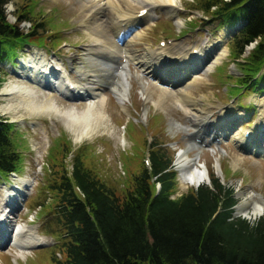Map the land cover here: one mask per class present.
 I'll list each match as a JSON object with an SVG mask.
<instances>
[{
  "label": "rangeland",
  "instance_id": "374dc122",
  "mask_svg": "<svg viewBox=\"0 0 264 264\" xmlns=\"http://www.w3.org/2000/svg\"><path fill=\"white\" fill-rule=\"evenodd\" d=\"M7 1L9 18L12 21L15 20L14 12L26 10L31 19L42 22L46 38L41 41L35 39L30 44H24L16 59L1 64L0 89L3 85L18 83L32 88L34 93L43 99L52 95V100L65 109L84 110L89 105L88 98L75 94L64 95L58 89L52 90L46 85L37 86L25 76L27 70L23 68L32 53H44L48 58L63 59L75 83H79L78 80L81 78L83 83L88 82L86 77H81L76 71V67L82 65L90 69L89 66L92 63L89 58H86L92 43L83 24L90 18L86 12H83L81 1ZM180 7L184 25L178 26L167 10L158 8L149 25H147L149 20L140 22L133 32L127 34L126 38L133 39L135 31H143V37L136 39L137 41L131 45L139 53L144 52L146 48L163 47L168 44L174 51L187 50L196 54L199 49L194 48L195 46L203 47L206 43L217 42L218 38L223 40V46L229 49V54L210 72L198 70L200 72L198 75L205 78V83L196 85L192 89V94L195 98L203 100L202 105L208 110L207 121L217 123L222 116L227 121L228 118L234 120L237 115H242L233 123L227 121L231 123L233 130L228 131L223 137L215 138L210 134L208 126L204 128L205 130L202 129L200 146L190 149L189 153L191 157H196L201 151V162L207 164L209 175L218 172L217 176L224 183L235 187L239 204L250 208L251 203L256 199L264 200V156L259 150H254L253 145L242 146L243 143L236 140L234 134L239 131L241 134L246 132L245 137L248 138L250 133L255 131L260 117V107L257 101H264V84H260L256 90L245 89L239 94L232 88L243 74V67L238 63L246 60L254 44L247 47L241 58L235 60L231 38L236 32V27L220 26L210 13L202 9L201 0H183ZM24 25L31 27V22L24 23ZM225 31L228 34L227 39L221 37ZM111 33L114 35V32L111 31ZM117 39L120 40V38ZM198 67L201 66L196 65L195 69ZM140 69L139 65L131 64L133 74H137ZM180 71L183 69L178 68L168 71L169 73L164 71L161 76L166 78V82H161L157 76L147 73L143 74V78L133 77L130 100L126 102L127 110L119 103L115 94L110 90V86H101L96 83L98 87L104 88L105 93L109 94L106 105L109 114V129L77 142L63 121L56 126L53 119L46 115L37 118L25 116L24 120H18L19 118L15 119L12 115L0 111V119L11 122L12 139L22 154L20 170L11 176L0 174V196L9 193L16 195V208L11 210V207H8L6 211L7 216H10L8 220L17 224L33 225L37 227L40 235L49 239L46 244H37L29 250H22L0 238L1 264H56L54 257L64 259L61 247L62 238L58 234L60 231L57 226V216L53 210L56 201L49 187L54 177L59 176V171L55 175L51 172L57 171L58 168L56 161H53L49 155V146L52 138L61 132H66L74 144V152L65 161L67 169L71 171L75 151L82 145L86 165L92 168L109 187L114 188L120 196L124 195L134 174L141 169L142 163L149 164L148 152L154 144L162 147L163 151L173 158L174 168H177L180 151L189 148V142L197 129L192 126L188 116L172 103L171 98H169L170 104L168 103L165 108L154 104L153 99L159 94V90L153 99L146 101L142 95L141 81L151 84L152 90L157 89L154 83L164 88L177 90L188 83L177 81ZM261 73H264V69ZM173 120L181 121L185 128H172L171 121ZM90 144L94 146L91 147ZM212 149L217 150L218 154H214ZM59 153L60 150L58 155ZM37 155H42V157L38 159ZM178 174L180 175V171ZM179 175L178 189L174 197H180L196 188L195 186L188 189L182 188ZM20 177L28 178L29 186L23 185ZM13 186L19 187V190L12 189ZM246 198H248V204ZM21 251L26 252L25 256L16 257V254Z\"/></svg>",
  "mask_w": 264,
  "mask_h": 264
},
{
  "label": "trees",
  "instance_id": "16d2710c",
  "mask_svg": "<svg viewBox=\"0 0 264 264\" xmlns=\"http://www.w3.org/2000/svg\"><path fill=\"white\" fill-rule=\"evenodd\" d=\"M201 1L220 26L236 27L231 38L235 60L254 44L246 60L238 63L243 74L232 90H256L264 84V0ZM7 3L0 0V72L1 64L15 59L21 46L46 38L42 22L31 19L28 11L14 12L12 21ZM27 22L31 27L24 25ZM12 134L11 122L0 119L4 176L22 167ZM73 148L64 138L49 150L58 168L51 172L59 171L49 187L64 253V259L54 257V263L264 264V216L251 220L235 215V187L216 174L210 173L212 187L201 184L173 197L178 171L173 158L154 144L149 165L142 163L120 196L86 165L82 145L75 151L72 170L67 169L65 161Z\"/></svg>",
  "mask_w": 264,
  "mask_h": 264
},
{
  "label": "bare ground",
  "instance_id": "6f19581e",
  "mask_svg": "<svg viewBox=\"0 0 264 264\" xmlns=\"http://www.w3.org/2000/svg\"><path fill=\"white\" fill-rule=\"evenodd\" d=\"M79 1H81L83 12H86L90 18L83 24L92 43L86 58H89L92 63L89 66L90 69H86V66L82 65L76 67V71L80 73L81 77H86L88 82L83 83L81 78L78 80L79 83H75L63 59L48 58L44 53H32L23 68L27 70L25 76L37 86L46 85L52 90L58 89L64 95L75 94L88 98L89 105L81 111H78L77 108L65 109L52 100V95L43 99L35 94L32 88L11 83L3 85L0 89V111L12 115L15 119L19 118L18 120H24L25 116L37 118L46 115L53 119L56 126L63 121L77 142L84 138L94 137L99 132L109 129V114L106 106L109 94L105 93L104 88L98 87L96 83L101 86H110V90L115 94L119 103L127 110L126 102L130 100L133 77L143 78V74L147 73L157 76L161 82H166V78L161 76L164 71L182 68L183 71H180L177 81L188 82L185 86L171 90L154 83L157 89L152 90L151 84L141 81L142 95L147 101L153 99L159 90V94L153 99L157 107H167L169 98H171L172 103L188 116L197 132L192 136L189 148L181 150L179 153L177 159V168L180 171L179 181L184 189L205 182L209 171L207 164L201 162V151L197 153L196 157H191L189 150L200 146L202 129H206L208 126L210 134L215 138L223 137L227 135L228 131L233 130L231 123L242 115H237L234 120L228 118L227 121L229 120L231 123H228L224 116L220 117L217 123L207 121L208 110L202 105L203 100L195 98L192 94V89L196 85L205 83V78L198 75L200 73L198 70L210 72L229 54V49L223 46V40L218 38L217 42L206 43L203 47L195 46L194 48L199 49L196 54L187 50L174 51L168 44L163 47L146 48L144 52L139 53L131 45L137 41L136 39L143 37V31H135L133 39H127V34L133 32L142 21L149 20L147 24L149 25L158 8L167 10L174 17L178 26L184 25V19L180 14V4L183 3V0ZM142 11H146V13L141 15ZM111 31L114 32V35ZM221 37L227 39V32L225 31ZM133 63L141 68L137 74H133L131 71ZM196 65L201 67L195 69ZM159 70L160 72H158ZM257 103L260 107V117L255 131H252L248 138L245 137L246 132L241 134L239 131L234 134V138L243 143L242 146L253 145L254 150H259L264 156V101L258 100ZM227 124L230 126L229 128ZM171 127L185 128L183 123L178 120L171 121ZM186 129L188 130V128ZM64 138L72 140L66 132H61L52 138L49 150ZM71 143L74 145L73 140ZM90 145L94 146V144ZM35 149L39 148L35 147ZM212 151L214 154H218L217 150L212 149ZM41 157L42 155H37L38 159ZM20 181L25 186L30 184V180L25 177H20ZM246 199L248 204V198ZM15 202H17L16 195L12 193L0 196V238L22 250H29L37 244L48 243L49 239L40 235L37 227L28 223L17 224L8 220L10 216H7L6 211L8 207H11V210L15 209ZM251 204V208L246 207L244 210L249 215L251 211L253 213L264 212L263 199H259V201L256 199ZM25 253L21 251L16 254V257H23Z\"/></svg>",
  "mask_w": 264,
  "mask_h": 264
},
{
  "label": "water",
  "instance_id": "95a60500",
  "mask_svg": "<svg viewBox=\"0 0 264 264\" xmlns=\"http://www.w3.org/2000/svg\"><path fill=\"white\" fill-rule=\"evenodd\" d=\"M206 183L211 185L210 179H209L208 176L206 177ZM244 210H245V205H243V204L237 205L235 214L236 215H243V216H245L247 218H250L251 216L248 215V213L246 211H244ZM253 214H254V218H255L257 214L260 215V214H263V212H257V213H253Z\"/></svg>",
  "mask_w": 264,
  "mask_h": 264
}]
</instances>
